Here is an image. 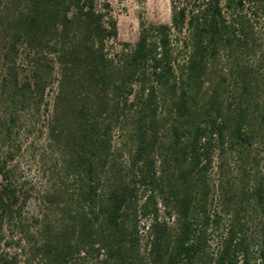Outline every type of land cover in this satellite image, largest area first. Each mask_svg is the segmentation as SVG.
<instances>
[{
	"label": "trees",
	"instance_id": "1",
	"mask_svg": "<svg viewBox=\"0 0 264 264\" xmlns=\"http://www.w3.org/2000/svg\"><path fill=\"white\" fill-rule=\"evenodd\" d=\"M249 1L264 14V0ZM245 4L197 0L189 11L172 2L170 23L144 27L129 43L118 41L106 0H0L1 143L22 111H44L46 143L58 162L55 181L42 193L52 213L28 232L21 218L28 193L0 159V264H17L15 254L1 249L14 242V231L29 242L34 264H264V244L257 261L238 218L214 255L208 247L209 231L222 221L207 208L213 154L226 144L251 145L264 128V106L257 101L244 103L240 91L238 100L225 102L224 75L201 103L198 96L221 46L254 42ZM110 42L119 48L111 50ZM22 60L29 68L25 77ZM235 71L234 83L257 95L251 67ZM53 83L49 104L45 93ZM161 107L166 115H159ZM126 110L133 112L134 148L123 171L112 137ZM169 119L170 139L161 141L159 130ZM250 195L264 214L263 177ZM161 206L173 213V225L161 218ZM141 218L147 221V258L138 249Z\"/></svg>",
	"mask_w": 264,
	"mask_h": 264
},
{
	"label": "rangeland",
	"instance_id": "2",
	"mask_svg": "<svg viewBox=\"0 0 264 264\" xmlns=\"http://www.w3.org/2000/svg\"><path fill=\"white\" fill-rule=\"evenodd\" d=\"M106 1L109 4V13L117 24L118 41L129 43H134L138 39L144 27L157 23H170L172 2L186 7L189 11L197 4V0ZM245 3L247 16L253 26L254 42L250 43L249 41L247 47L236 48L223 45L218 49V52L211 57L210 69L205 75L204 83L199 90L200 103L207 97L208 92L214 87L218 78L224 75L228 78L224 85L225 89L222 91L225 102L232 100L234 96L238 100L239 96L242 95L244 103L249 99L257 101L258 108L264 106V14L255 5L251 4L252 1L245 0ZM180 35L181 39L186 37L187 30H184ZM171 38L173 45L180 51L178 57L181 58L184 51L174 42V33H172ZM108 47L111 50L118 49L119 42H110ZM21 53L23 54V52ZM22 62L24 63L21 64L23 68L22 75L25 77L29 73V68L24 60ZM54 65V76L56 77V63ZM246 65L251 67L252 74L257 78L259 89L254 97L244 92L240 85L235 84L231 78L232 74L236 73L235 70L238 66ZM55 88L56 83H53L52 87H49L45 93V100L49 104L52 102ZM240 91L242 92L240 93ZM4 107L0 104L1 111L5 110ZM32 112L24 110L20 113V117L11 130V135L5 139V143H1L0 136V159L7 160V165L12 168L14 178L23 185L22 188L28 193L21 211V218L29 225L27 227L28 232L36 229L40 216L43 217V215L52 213L51 208H46L43 205L42 193L53 184L58 172L56 170V167H58L56 152L50 146H47L45 139V112L40 111L39 115ZM159 112L160 116L166 115L163 107L160 108ZM252 116L251 122L255 125L260 120L258 110L254 111ZM132 119L133 112L126 110V115H123L121 123L113 130L112 148L114 156L123 171L129 166L128 163L134 148L131 136L134 129ZM171 120L169 119L159 130L161 141L170 139L168 127ZM227 145L224 151L215 150L211 167L207 173L210 185L207 208L211 213L219 212L222 215L220 227L209 231V251L213 255L217 252L221 235L231 222L237 223L238 218L241 223V231L248 236L251 243V254L255 260L259 261L260 250L264 244V214L255 204L250 192L256 179L259 177L264 178V128L255 131L251 145H246L243 148L240 145L234 147ZM7 151L13 153L11 158L5 156ZM156 155L157 160L160 159V156ZM227 195L231 196V199L227 200ZM166 209L168 208L161 206V218L173 225V213L169 215ZM146 223L147 221L141 218L138 226V249L139 255L143 258L148 257L149 247ZM9 234L11 236L10 230ZM12 235L15 239L14 242H11L7 247L1 244V249H5L9 254H15L17 264H34V260L29 259V242L26 239L18 240L17 231H14ZM85 264L98 263L93 259H89Z\"/></svg>",
	"mask_w": 264,
	"mask_h": 264
}]
</instances>
